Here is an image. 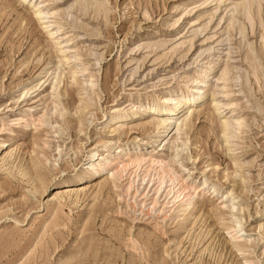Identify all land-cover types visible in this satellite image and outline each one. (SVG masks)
I'll return each instance as SVG.
<instances>
[{
	"label": "rangeland",
	"instance_id": "obj_1",
	"mask_svg": "<svg viewBox=\"0 0 264 264\" xmlns=\"http://www.w3.org/2000/svg\"><path fill=\"white\" fill-rule=\"evenodd\" d=\"M77 263L264 264V0H0V264Z\"/></svg>",
	"mask_w": 264,
	"mask_h": 264
},
{
	"label": "bare ground",
	"instance_id": "obj_2",
	"mask_svg": "<svg viewBox=\"0 0 264 264\" xmlns=\"http://www.w3.org/2000/svg\"><path fill=\"white\" fill-rule=\"evenodd\" d=\"M250 2H251V0H250ZM248 8H249V3H248V5H246V8H245V14H246V18L248 17ZM23 18V17H22ZM24 24V23H23ZM205 78V76H203L202 78H201V80L200 81H198V85L197 86H195V89L193 90V92H191V95H192V97H195V101L197 100V99H199V98H196V97H198V96H200L201 94H200V86H201V82H202V80ZM203 88V87H202ZM166 102H168V101H166ZM165 102V103H166ZM185 105V101H183V99L182 100H178V102H175L174 104H173V107L172 108H168V109H166V110H164L163 111V114L165 115V117L167 118V120H166V122H163L162 124H164L163 125V129H164V132H166L170 127H171V125H172V119H171V117L173 116V115H175L176 113H177V111H178V109H181V107L182 106H184ZM38 120V119H37ZM165 121V120H164ZM39 122V121H38ZM230 128V127H229ZM162 129V128H161ZM227 130H228V126H227V124H225V122H224V124H223V126H222V133H223V135H225V137H226V134H227ZM221 133V132H220ZM13 153V152H12ZM13 155V154H12ZM8 157H10V156H8ZM148 158V157H147ZM147 158H143V157H141V156H130L129 158H127L125 161H121V162H118L115 166H114V173L115 174H117L118 176L120 175H122L123 173H125L128 169H130V168H136V170H138L140 167H143L144 165H146V164H151V165H155V164H158V162L157 161H155V160H151V159H149L148 158V160H147ZM124 160V159H123ZM109 161V160H108ZM117 161V160H116ZM160 164H162L161 163V161L159 162ZM103 165V164H102ZM106 165V164H105ZM111 165V162L109 163V164H107V166H110ZM113 165V164H112ZM89 166V168L90 169H92V170H95L94 169V164H89L88 165ZM158 166V165H157ZM106 167V166H105ZM105 167H103V168H105ZM112 167V166H111ZM153 167V166H152ZM151 167V168H152ZM160 167H161V165H160ZM163 167V166H162ZM100 168H102L101 166H100ZM106 168H108V167H106ZM150 168V167H149ZM164 168V167H163ZM162 168V169H163ZM169 168V167H168ZM19 169V168H18ZM141 169V168H140ZM139 169V170H140ZM161 169V168H160ZM105 170V169H104ZM152 170V169H151ZM170 170V169H169ZM157 171V170H156ZM163 171V170H162ZM171 171V170H170ZM22 172V171H21ZM24 172V171H23ZM163 173V172H162ZM170 173V172H169ZM22 174V173H21ZM26 174V173H25ZM32 174V173H31ZM30 174V175H31ZM171 174V173H170ZM24 175V174H23ZM27 177H29V176H27ZM26 177V178H27ZM32 177V176H31ZM173 177V176H172ZM159 178H161V177H159ZM179 179V178H178ZM32 180V179H31ZM163 180V179H162ZM177 180V179H176ZM184 181V180H183ZM177 182H179V180L177 181ZM180 182H182V181H180ZM184 183V182H183ZM159 184H161L160 182H159ZM130 185V184H129ZM162 185H163V183H162ZM178 185V184H177ZM161 186V185H160ZM179 186V185H178ZM180 189L175 193L176 194V196L174 197V202L175 203H179V200L180 201H182V203L184 202V203H189L190 201H191V199H192V197L194 196V192H195V189H193V188H189V186L187 187V186H184V184H181L180 185ZM131 188H130V186L129 187H127L126 188V190H130ZM158 191V190H157ZM83 193V192H82ZM170 194V193H169ZM168 194V195H169ZM174 194V193H173ZM174 194V195H175ZM71 195V194H70ZM76 195V194H75ZM79 196V195H78ZM134 196V195H133ZM69 197V196H68ZM67 197V198H68ZM181 198V199H180ZM74 200V199H73ZM76 202V201H75ZM153 202V201H152ZM173 202V201H172ZM155 203V202H154ZM175 205V204H174ZM173 205V206H174ZM177 205V204H176ZM175 205V206H176ZM179 205V204H178ZM177 205V206H178ZM175 208V207H174ZM57 224H54V226H56ZM237 232H240V231H237ZM78 264V263H77Z\"/></svg>",
	"mask_w": 264,
	"mask_h": 264
}]
</instances>
